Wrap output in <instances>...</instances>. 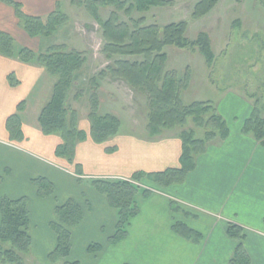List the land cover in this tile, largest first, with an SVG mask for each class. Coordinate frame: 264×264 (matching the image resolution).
Here are the masks:
<instances>
[{"label": "crops", "instance_id": "crops-1", "mask_svg": "<svg viewBox=\"0 0 264 264\" xmlns=\"http://www.w3.org/2000/svg\"><path fill=\"white\" fill-rule=\"evenodd\" d=\"M17 1L26 14L43 17L62 0ZM15 21L13 8L0 0V30L15 38L13 32H21L8 28ZM10 75L14 82L10 83ZM53 83L54 78L43 66L0 55V201L2 197H26L32 249L36 223L31 202L38 198L31 182L34 178L45 177L53 185L57 179L80 184L93 179H128L137 171L156 173L180 167L182 142L176 134L155 137L149 136L146 129L140 134L119 130L106 143L98 144L89 136V123L83 125L79 121L78 127L87 137L76 143L73 163L56 156V147L62 140L59 135L44 134L38 120ZM222 93L221 101L216 106L212 103L226 121V138L208 142L205 151L195 156L194 168L182 182L138 195L139 211L118 243H109L116 223L110 205L91 186L86 189L93 214L86 217L83 206L78 227L99 229L104 227L102 219H108L111 232L104 250L106 256L121 264H229L237 243L228 236L227 229L236 224L244 230L250 264H264V252L254 248L264 245V146L241 130L253 105L232 91ZM13 114L18 117L22 132L17 141L10 138L6 129V119ZM56 198L47 199L51 211ZM52 215L50 212L46 220L47 227ZM178 223L196 233L197 238H186L177 232L174 227ZM72 241L70 236V252Z\"/></svg>", "mask_w": 264, "mask_h": 264}, {"label": "trees", "instance_id": "trees-1", "mask_svg": "<svg viewBox=\"0 0 264 264\" xmlns=\"http://www.w3.org/2000/svg\"><path fill=\"white\" fill-rule=\"evenodd\" d=\"M1 1L13 8L18 25L32 38L50 37L60 25L57 18L65 19L59 8L60 3H56L54 11L41 17L26 14L17 0ZM218 1L200 0L195 4L191 16L196 19L205 16ZM126 2L129 5H125ZM170 3L171 0H86L91 16L102 29L105 41L102 51L106 58L112 61L110 66L100 72V76L105 77L106 74H110L113 78L123 79L146 95L149 107L147 134L158 136L164 129H172L175 125L184 124L189 117H192L199 127H209L203 138H196L193 130L179 132L182 150L180 167L177 169H166L156 173L137 171L128 179L90 181V184L107 198L110 207L115 209L116 223L114 233L109 238L111 243H116L126 236L130 220L139 211L138 194L147 195L151 192L139 185L142 179H149L160 187L182 182L185 175L194 168L195 156L205 151L208 142L215 138H226L229 131L226 121L218 114L211 101H197L184 105L177 91L180 81L176 80L174 73L164 70L167 61V54L163 50L165 46L198 51L210 66L214 55L208 34L199 32L194 39H189L186 36V21L165 25L157 23L143 25L144 17L129 19L128 22L120 19L119 13L123 10L125 13L130 8L145 11L153 6H166ZM108 4L114 6V9L106 19H103L99 8ZM0 55L16 57L23 62H35L43 66L54 78L50 97L42 107L38 120L44 134L60 136L62 143L56 147V156H62L69 163H73L75 145L85 140L87 134L77 126L75 111L69 108L66 102L75 85L74 80L85 62V57L76 50L66 51L63 45H50L38 51L20 46L16 39L4 30H0ZM133 56H142L143 60H131L129 57ZM8 79L10 83L14 82L13 75ZM90 101L87 114L90 125L89 136L95 143L104 144L118 134L120 121L113 114H98L100 104L95 94ZM6 129L10 138L13 133L16 134L17 139L22 137L20 122L15 114L6 119ZM241 130L264 146V116L260 113L257 102L253 105L252 112L244 121ZM110 150L112 149H108ZM31 182L39 197L52 194L53 186L47 178L37 177ZM55 215L58 223L51 221L50 226L56 237V246L49 256L66 258L71 250L70 228L81 221L82 210L77 203L68 201L66 204L56 206ZM180 233L190 239L198 236L186 228H181ZM227 234L237 243L229 264H250L249 256L243 247L245 235L242 227L230 224ZM31 246L30 213L26 197L16 199L2 197L0 263L25 264V256L29 254ZM92 247L98 248L93 243L88 246L89 249ZM65 264L78 263L65 262Z\"/></svg>", "mask_w": 264, "mask_h": 264}, {"label": "rangeland", "instance_id": "rangeland-1", "mask_svg": "<svg viewBox=\"0 0 264 264\" xmlns=\"http://www.w3.org/2000/svg\"><path fill=\"white\" fill-rule=\"evenodd\" d=\"M171 1L169 5L153 6L145 11L130 8L126 13L124 10L120 11L119 15L121 20L127 22L130 21L129 19L144 17L143 25L154 23L165 25L186 21V36L189 39H194L199 32L208 34L214 55L210 66L198 51L180 49L175 46H165L163 49L167 54L164 70L174 73L176 80L180 81L177 91L181 102L188 105L197 101H211L216 106L222 99V92L232 91L249 100L252 105L257 102L260 113L264 116V0H219L208 14L198 19L193 18L191 14L195 4L200 0ZM125 5L129 4L126 2ZM59 8L65 19L57 18L60 25L48 38L33 39L23 32L17 20L16 24L8 28L13 31L18 29V32H21V34L13 32L19 45L28 44L33 50L36 49L35 51L50 45H63L66 51L76 50L85 57V62L74 80L75 85L66 102L69 108L74 109L79 124L89 123L87 114L91 104L90 99L95 94L100 104L99 115L116 116L120 121L119 127L122 133H142L149 121L146 95L123 79L113 78L110 74H106L105 77L100 76V72L110 66L112 61L108 60L102 51L105 43L102 29L91 16L86 0H62ZM113 9L114 6L110 4L100 7L102 18L106 19ZM129 58L143 60L142 56ZM186 79H188L187 82H184ZM208 129L207 126L199 127L193 118L189 117L184 124L175 125L172 129H164L160 135H179V132L193 130L196 138H203ZM11 139L21 140L17 139L15 133L12 134ZM58 157L65 159L62 156ZM51 175L58 178L53 173ZM51 184L53 186L51 195L42 197L37 195L38 202L37 200L31 202L35 208L36 224L33 229L36 241H33V249L31 246L29 254L25 256V264H65V262L121 264V261H114L104 254L108 243L107 238L111 232L109 221L104 218L102 219V221L105 220L104 227L99 229L89 225L78 227L81 221L69 227L70 236L73 239L72 252L66 258L59 256L50 258L49 254L56 246V241L52 244L55 234L51 226H46L50 212L53 214L50 220L58 223L55 215L56 206L72 201L77 203L81 210L83 206L86 207L87 212L82 211V216L84 213L86 217H89L93 214V210L90 208V192L86 189L91 186L96 190L88 182L77 184L57 179L54 185L52 182ZM139 185L151 191L160 187L149 179H142ZM55 196H57L56 204L52 202L51 211L47 199H53ZM40 199H43L41 200L43 202H40ZM105 200L107 201L106 197ZM111 210L114 212L115 209L111 207ZM86 220L89 224L88 218ZM182 227V223H178L175 230L180 232ZM114 230L115 227L113 233ZM245 240H243L244 249ZM92 243L98 248L89 249L87 245ZM254 248L259 253L264 252V245H254Z\"/></svg>", "mask_w": 264, "mask_h": 264}]
</instances>
